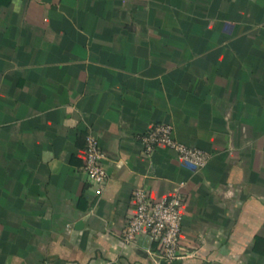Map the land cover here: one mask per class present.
Segmentation results:
<instances>
[{
  "label": "crops",
  "instance_id": "crops-1",
  "mask_svg": "<svg viewBox=\"0 0 264 264\" xmlns=\"http://www.w3.org/2000/svg\"><path fill=\"white\" fill-rule=\"evenodd\" d=\"M157 123L209 164L147 154ZM138 187L184 193L168 264H264V0H0V264H156L122 240Z\"/></svg>",
  "mask_w": 264,
  "mask_h": 264
},
{
  "label": "built area",
  "instance_id": "built-area-1",
  "mask_svg": "<svg viewBox=\"0 0 264 264\" xmlns=\"http://www.w3.org/2000/svg\"><path fill=\"white\" fill-rule=\"evenodd\" d=\"M140 140L147 154L159 147H167L176 152L179 160L198 169L205 168L211 160L210 152L180 142L171 124L153 125ZM107 159L97 136L89 133L85 140L83 169L91 182L102 184L106 181ZM133 201L135 209L122 233L123 242L131 244L144 235L149 241L146 251L156 264H168L192 255L181 245L185 196L180 187L160 199L152 198L145 188L138 187L133 193Z\"/></svg>",
  "mask_w": 264,
  "mask_h": 264
},
{
  "label": "trees",
  "instance_id": "trees-1",
  "mask_svg": "<svg viewBox=\"0 0 264 264\" xmlns=\"http://www.w3.org/2000/svg\"><path fill=\"white\" fill-rule=\"evenodd\" d=\"M261 244H264V237H258L255 243V249L264 253V251H262L260 248Z\"/></svg>",
  "mask_w": 264,
  "mask_h": 264
}]
</instances>
